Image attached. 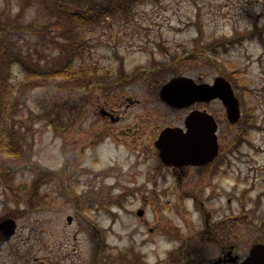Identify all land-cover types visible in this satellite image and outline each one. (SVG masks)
<instances>
[{
	"label": "rangeland",
	"instance_id": "obj_1",
	"mask_svg": "<svg viewBox=\"0 0 264 264\" xmlns=\"http://www.w3.org/2000/svg\"><path fill=\"white\" fill-rule=\"evenodd\" d=\"M77 1L0 0L1 20L23 10L21 23L30 30L0 27V35L23 50L39 47L42 67L61 66L67 40L44 50L37 43L43 29L49 39L57 36L48 5L81 10ZM92 3L101 9L87 6L92 12L113 15L101 14L92 27L73 26L84 52L74 63L98 67L95 81L125 77L63 93H25L14 123L26 160L1 164L0 154V221L18 223L0 264H105L106 248L108 264H137L112 257L129 249L141 264H211L218 239H238L243 247L264 240V0H144L140 18L130 22L114 18L113 0ZM231 42L226 52L221 45ZM159 48L169 53L151 54ZM1 73L24 78L19 65ZM180 75L205 83L224 77L241 103V121L226 117L221 128L227 173L219 180L207 173L200 187L197 170L174 182L155 147L160 129L186 115L158 97ZM128 97L143 102L128 105ZM103 110L115 113L116 122ZM247 121L255 124L250 130ZM203 213H211L210 227Z\"/></svg>",
	"mask_w": 264,
	"mask_h": 264
},
{
	"label": "trees",
	"instance_id": "obj_2",
	"mask_svg": "<svg viewBox=\"0 0 264 264\" xmlns=\"http://www.w3.org/2000/svg\"><path fill=\"white\" fill-rule=\"evenodd\" d=\"M147 1L158 2L160 0ZM48 9L51 17L54 19L52 30L55 29L57 31V36H51L49 39L48 35H50L51 31L49 32V30L43 29L44 31L42 30L40 33V43L37 44L41 45L44 50V48L47 47V44L55 43L56 39L63 38L67 40L63 51H66L70 60L64 58L61 62H58L57 64L61 63V66H57L54 69H46L45 67H42V53L39 50V47L35 50L31 47L27 50H23L21 47H18L19 45H16L14 41H7L4 39L5 36H2V34L0 35V48H3V51L0 49L1 164L3 163V160H9L13 164L18 165L26 160L28 150H26L24 144L18 140V131L14 121L27 91L41 88L48 89L52 92L54 91V93H63L67 89H75L77 87L85 86L86 83L84 80L88 76H94L95 78L99 76V72L94 71V69L98 70L99 68L91 65L87 68L89 71L85 72L81 78H77V64H75L74 61L78 57L83 58L84 52L81 50V46L77 44V31L73 26L87 25L92 27L100 21V15L105 14V12L94 13L89 10L90 7L89 9L83 7L80 11H70L67 7L57 4L55 6L48 5ZM23 13L24 11L22 10L15 18L7 21L1 20L3 14H0V27L3 28L4 31H9V33L18 30L22 33L30 32L29 26L21 23ZM65 22L67 24H65ZM229 45L232 46L235 44H233V42L230 44L224 43L221 47L227 52ZM14 65H19L24 74L23 80H20L19 82L12 80L11 76L5 77L1 73L5 68L10 69ZM94 77L93 80H96ZM254 125L255 124H253V122L251 123V121L246 122V126L249 127V130L253 128ZM105 251L107 253L105 254L104 260L105 264H108L110 254H108L109 252L107 248ZM112 254V257L116 262H124L126 257L132 258L137 264H141L142 262L141 258L138 257L132 249L125 252H113Z\"/></svg>",
	"mask_w": 264,
	"mask_h": 264
},
{
	"label": "water",
	"instance_id": "obj_3",
	"mask_svg": "<svg viewBox=\"0 0 264 264\" xmlns=\"http://www.w3.org/2000/svg\"><path fill=\"white\" fill-rule=\"evenodd\" d=\"M161 100L171 107H187L197 100L220 98L227 110V118L237 124L242 117L239 98L232 84L224 77H218L213 85L198 84L189 77H178L164 85L160 91ZM191 115L187 122L188 131L181 128H166L155 142L162 162L166 165L183 166L207 164L218 152L217 125L211 116ZM145 210L138 211L143 216ZM72 223L73 219H68ZM18 229L14 218L0 221V246L11 240ZM243 264H264V245L254 246L250 257Z\"/></svg>",
	"mask_w": 264,
	"mask_h": 264
},
{
	"label": "flooded vegetation",
	"instance_id": "obj_4",
	"mask_svg": "<svg viewBox=\"0 0 264 264\" xmlns=\"http://www.w3.org/2000/svg\"><path fill=\"white\" fill-rule=\"evenodd\" d=\"M95 1H97V0H95ZM143 1L144 0H142V1L141 0H113L112 8L114 7V5L116 8L114 18L117 20L125 21V22H130L131 20H134L135 19L134 17L140 18L139 10L137 7L139 6V4H142ZM77 3L82 7H87V6L90 7V9L93 10L94 12H99L101 10L100 7H98V6L96 8H94V6L98 5V4L92 3V0H78ZM105 15L106 16H104V18L109 19L110 16L113 15V10H106ZM161 44L164 45V42H161ZM155 50H158V51H155V52L152 51L151 52L152 55H155L157 53H161V54L162 53L163 54L169 53V51L167 49H164V48L163 49L159 48V49H155ZM77 59L82 61L81 57H78ZM88 67L89 66H86L85 64H82V63L77 64V72H78L77 78L78 77L81 78L85 72L89 71L87 69ZM83 68H85V69H83ZM116 69H117V67H116ZM147 71L157 72L156 69H154V68L149 69ZM111 74H109L106 77L99 79V81L93 80L94 76H88L84 80V82L87 85H89L91 82H98V84H100L101 86L106 85V84H117V83L119 84V83L123 82V79L125 76L123 77L122 74H125L124 72L121 75H119V80L115 81L114 83L108 82V79L111 76ZM133 77H141V75L136 73V75ZM180 77H185V76L180 75ZM128 79L130 80V78H128ZM216 79H214V81L212 83H205L202 81L198 82L197 80H196V82L198 84L213 85L215 83ZM148 80H150V79H148ZM234 91H235V89H234ZM106 94H108V93H106ZM108 96H109V94H108ZM158 97H159L160 102H162L164 105H166L165 107H168V109H173L174 111L176 110V111L186 112V115H185V117L181 118L179 123H173L171 125L164 126L162 129H160L157 140L159 139L161 133L166 128H181L184 130V132H187L188 128H187L186 122H187L188 118L193 114H197L200 117L203 116L202 114H204L206 116H211L215 120V123L217 125L216 134H217V141H218V152H217V156L214 158L213 161H211L207 164H198V165L189 164V165H183V166H175V165L169 166V165L164 164L162 162V160L160 159L163 167L166 170H169L170 173H168V174L170 177H172V180H174V182L177 181V183L182 184L183 180L186 178L185 176L189 175L188 169L193 170V171L197 170V172H198V174L195 177L196 183L194 181L195 187H200L201 184H204L203 180L206 178L205 176L207 173L211 174V176H213V178H217L218 180L223 178L225 176V174L227 173V172H225V169H224V167L227 166V159L222 160V158L224 157L225 148L223 147V143H222L223 138H222V129L221 128H222V124H223L224 120L227 117V111H226V107H225L223 101L220 98H214V99L202 100V101L197 100L187 107L175 108V107L169 106L167 103H165L164 101L161 100L160 92L158 94ZM126 100H127L128 105L140 104L143 102L142 100H140L138 98H133V97H128ZM102 113L106 114V116H108L110 119H112V122H116V120L118 119V117H115V113H113V112H107V111L103 110ZM228 149L230 150V149H232V147L229 146ZM233 151H236V149L233 148ZM158 156H159V152H158ZM217 164H218V166H217ZM208 186H211L210 183L208 184ZM216 189H217V191H219L220 188L217 187ZM212 191H213V189H212ZM208 214H209V216H208ZM208 214H206V213L202 214L203 216H206V219L204 218L205 227H206V225L210 227L209 219H210L211 213H208ZM216 226H218V225H216ZM224 226L225 225L223 224V227ZM207 232H208V230H207ZM5 245H6V243L3 246H0V250L2 248H4ZM256 245H264V240L249 241V243H247L243 247L241 241L238 239H234V240L226 239V238L218 239V246L216 248L217 254H215V256H217L216 257L217 259L215 261L211 262V264H243L250 257L251 252H252L254 246H256Z\"/></svg>",
	"mask_w": 264,
	"mask_h": 264
}]
</instances>
